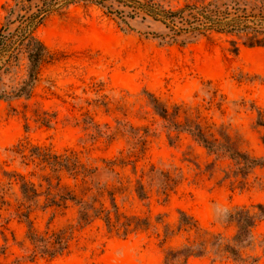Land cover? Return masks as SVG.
<instances>
[{"label":"rangeland","instance_id":"1","mask_svg":"<svg viewBox=\"0 0 264 264\" xmlns=\"http://www.w3.org/2000/svg\"><path fill=\"white\" fill-rule=\"evenodd\" d=\"M0 0V27L3 21ZM140 1V0H138ZM214 0H155L165 10L202 8ZM256 0H220L223 11L258 12ZM108 5L124 12L113 0ZM130 28L107 11L77 4L49 17L37 35L52 59L40 72L30 101L0 102V264H166L169 250L199 242L196 231L178 229L185 212L198 229L231 242L237 234L229 213L264 205V166L248 176L233 175L235 162L212 155L189 133L169 130L152 109L153 95L177 120L200 124L218 137L221 129L241 139V150L264 159V48H248L237 37L208 32L175 37L162 23L140 12ZM238 43V51L231 44ZM24 62L8 85L21 83ZM9 78H7V81ZM46 119L47 125L40 121ZM75 153L82 164L115 193L122 213L149 221L148 230L127 238L109 234L101 221L77 229L71 252L55 260L26 258L32 248L27 225L18 216L22 203L14 175L37 187L53 173L37 158ZM113 163V164H112ZM119 175L121 184L112 176ZM56 181H54L55 183ZM144 185L140 200L135 190ZM170 188L166 191L165 185ZM120 189L115 191V188ZM107 199V198H106ZM34 210L38 232L76 225L77 209ZM243 262L208 247L187 264H264V220L253 229ZM246 261V262H245Z\"/></svg>","mask_w":264,"mask_h":264},{"label":"trees","instance_id":"2","mask_svg":"<svg viewBox=\"0 0 264 264\" xmlns=\"http://www.w3.org/2000/svg\"><path fill=\"white\" fill-rule=\"evenodd\" d=\"M109 0H7L1 7L3 21L0 27V102L11 104L18 101H30L34 91L40 82L42 67L53 57L38 37V29L45 21L56 13L77 4L97 6L111 15L117 16L123 24L130 28L127 18L134 20L140 12L145 17L152 18L155 22L162 23L175 37L182 34L204 35L208 32H217L237 37L248 48H264V0H256L258 12L232 13L221 10L214 0L208 5L198 8L187 6L179 11L165 10L155 0H113L123 8L131 9L125 16L124 12L117 10L113 5H108ZM236 52L238 43H231ZM24 62L25 76L19 84L8 85L10 77L17 74V70ZM7 78L9 80L7 81ZM152 109L165 122L169 130L189 133L192 138L202 145L212 155L228 157L235 162L236 171L233 175L248 176L256 168L264 166V159H255L241 150V139L231 136L224 129L219 130L218 137L207 131L200 124L187 119L181 124L179 108L176 113L169 112L167 107L160 103L153 95H148ZM47 125L46 119L40 121ZM264 127V123L259 122ZM264 144V137H263ZM43 163L47 164L53 173L66 172L74 185L64 184L62 175L43 176V183L37 187L33 182L26 180L22 175H14L18 182L21 205L18 209L19 218L27 225V241L32 251L26 258L33 262L38 257L50 261L65 256L71 252L72 243L77 229L82 230L96 221H101L109 234L127 238L141 230H148L150 223L136 216H128L122 213L116 202L115 193L108 187V183L102 184L99 177L94 175L98 169L88 170L81 163L75 153L58 156L51 155L40 148L35 149ZM113 164V163H112ZM112 176L116 184H121L119 175ZM54 181H56L54 183ZM170 188L165 185V191ZM120 189L115 188V191ZM140 200H146L148 194L144 185L137 184L135 190ZM107 198V199H106ZM44 199L43 209L57 210L67 209L71 204L77 209L76 225H68L58 230H52L50 226L45 232H38L30 218L31 213L40 207ZM257 212L250 209L237 208L229 213V222L236 225L237 234L231 242H226L220 235H211L198 229L195 220L185 212H180V230L196 231L199 242L193 245H185L179 250H169L166 254V264H187L190 258H200L206 254L209 246L213 247L217 254L224 253L235 262H243L242 249L249 248L253 244V229L264 220V205L254 207ZM264 246V241H263ZM246 262V261H245ZM256 260L254 259L252 264Z\"/></svg>","mask_w":264,"mask_h":264}]
</instances>
